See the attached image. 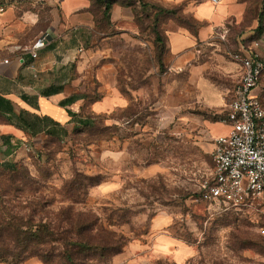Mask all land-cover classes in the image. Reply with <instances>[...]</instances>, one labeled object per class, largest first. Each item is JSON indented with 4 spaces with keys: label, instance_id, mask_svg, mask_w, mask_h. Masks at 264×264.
I'll list each match as a JSON object with an SVG mask.
<instances>
[{
    "label": "rangeland",
    "instance_id": "obj_1",
    "mask_svg": "<svg viewBox=\"0 0 264 264\" xmlns=\"http://www.w3.org/2000/svg\"><path fill=\"white\" fill-rule=\"evenodd\" d=\"M123 5L133 12L134 31L122 35L101 14L94 48L101 53L98 65L113 66L107 76L127 105L93 112L92 101L109 90L97 67L88 68L79 83L86 94L79 114L94 116L95 123L60 138L31 139L12 157L16 170L0 165V211L52 226L65 224L69 211L97 220L126 243L104 264H264V200L224 212L201 199L215 147L198 119L214 116L193 97L168 92L181 71L168 64L165 26H193L194 19L138 1ZM178 100L185 103L181 112L170 104ZM20 264L45 263L31 257Z\"/></svg>",
    "mask_w": 264,
    "mask_h": 264
},
{
    "label": "crops",
    "instance_id": "obj_2",
    "mask_svg": "<svg viewBox=\"0 0 264 264\" xmlns=\"http://www.w3.org/2000/svg\"><path fill=\"white\" fill-rule=\"evenodd\" d=\"M145 1L194 19L193 27L174 22L165 26L168 64L181 71L168 92L193 97L199 108L214 116L198 119L213 140L227 134L230 127L224 119L242 74L240 62L230 53L253 52L264 62V0ZM0 2L4 5L0 10V165L12 162L17 150L27 147L31 139L51 133L60 138L75 129L76 114L86 98L79 83L88 68L94 72L97 67V78L109 90L92 101L93 112L127 105L107 76L113 66L98 65L101 53L94 47L100 10L97 14L93 0ZM133 18L129 7L113 4L110 21L122 35L134 31ZM44 33H49V41L34 58L31 46ZM252 94L264 99V76ZM170 104L176 112L185 110L184 101ZM160 220L159 216L155 223L159 225Z\"/></svg>",
    "mask_w": 264,
    "mask_h": 264
},
{
    "label": "built area",
    "instance_id": "obj_3",
    "mask_svg": "<svg viewBox=\"0 0 264 264\" xmlns=\"http://www.w3.org/2000/svg\"><path fill=\"white\" fill-rule=\"evenodd\" d=\"M48 41L49 33L36 39L30 50L34 58ZM230 57L240 62L242 74L224 119L230 129L214 138V169L201 199L224 212H240L264 200V99L252 94L264 76V62L253 52L235 51Z\"/></svg>",
    "mask_w": 264,
    "mask_h": 264
},
{
    "label": "trees",
    "instance_id": "obj_4",
    "mask_svg": "<svg viewBox=\"0 0 264 264\" xmlns=\"http://www.w3.org/2000/svg\"><path fill=\"white\" fill-rule=\"evenodd\" d=\"M93 1L96 13L100 10V15L102 14L108 22L110 10L116 2L126 4L138 1L141 5L153 7L159 13L178 12L176 9H168L145 0ZM76 115V130L80 126L95 123L94 116ZM50 135L59 138L52 133ZM4 165L14 170L17 168L15 162ZM72 183L78 185L76 182ZM73 194L69 192L71 199ZM81 215L80 213L75 218L69 211L62 221L65 224L52 226L50 222L44 223L43 219L36 220L34 215L26 216L20 212L11 213L3 209L0 211V262L20 264L31 257H37L45 264H104L109 257L123 252L126 243L121 233L107 230L103 225H98L97 220L85 219Z\"/></svg>",
    "mask_w": 264,
    "mask_h": 264
}]
</instances>
